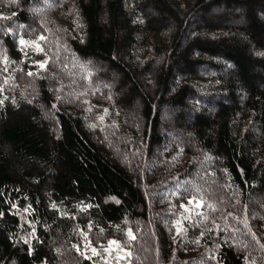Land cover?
<instances>
[{"label": "trees", "instance_id": "16d2710c", "mask_svg": "<svg viewBox=\"0 0 264 264\" xmlns=\"http://www.w3.org/2000/svg\"><path fill=\"white\" fill-rule=\"evenodd\" d=\"M0 264H264V0H0Z\"/></svg>", "mask_w": 264, "mask_h": 264}, {"label": "rangeland", "instance_id": "374dc122", "mask_svg": "<svg viewBox=\"0 0 264 264\" xmlns=\"http://www.w3.org/2000/svg\"><path fill=\"white\" fill-rule=\"evenodd\" d=\"M111 84H113V85H116V83L113 81ZM211 106V105H210ZM143 107V106H142ZM142 107H140V106H138V108H136V112H140L143 108ZM168 113V112H167ZM178 113H180V112H174L173 114H169V115H165V117H163V121H165V122H170V123H172V119H173V117H176L177 115H178Z\"/></svg>", "mask_w": 264, "mask_h": 264}]
</instances>
